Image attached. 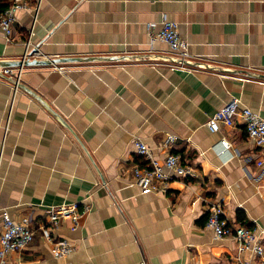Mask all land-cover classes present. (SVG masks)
<instances>
[{"label": "crops", "instance_id": "obj_1", "mask_svg": "<svg viewBox=\"0 0 264 264\" xmlns=\"http://www.w3.org/2000/svg\"><path fill=\"white\" fill-rule=\"evenodd\" d=\"M28 2L30 10L16 13L12 42L0 35V61L33 49L48 59L171 55L148 39L167 19L179 25L192 60L215 70L151 60L57 66L64 72L26 67L14 99L0 76V210L16 222L30 217L36 231L7 264H264V256L239 255L233 238L216 239L205 227L218 202L264 247V165L257 166L264 146L238 121L218 132L207 126L233 97L264 118V0ZM8 3L0 0V10ZM167 134L177 136L169 149ZM134 138L157 159L179 155L192 173L164 194H141L132 168L144 160ZM222 139L230 150L219 156ZM90 192L93 209L80 227L63 221L51 232L75 246L55 259L40 229L48 208ZM1 225L0 213V232Z\"/></svg>", "mask_w": 264, "mask_h": 264}, {"label": "built area", "instance_id": "obj_2", "mask_svg": "<svg viewBox=\"0 0 264 264\" xmlns=\"http://www.w3.org/2000/svg\"><path fill=\"white\" fill-rule=\"evenodd\" d=\"M8 5L0 11V35L6 42H12L13 25L16 22L18 11H27L31 7L28 0H8ZM39 8V3L35 7ZM149 44L160 41L168 45L172 56L181 60H192L189 53V43L181 36L179 25L171 20L163 19L161 28L158 32L152 29L148 31ZM27 49H29V42ZM151 46V45H150ZM28 50L23 59L28 58ZM38 58V52L32 54L31 58ZM180 68L186 65L173 64ZM25 67L4 68L2 73L10 76L14 96L19 91L20 82ZM60 72H64L63 67H56ZM198 69V68H197ZM13 99L11 106L13 105ZM243 125L245 132L255 145L259 148L264 146V118L250 108L243 106L238 98H231L226 104L218 109L208 120L207 126L210 132H218L221 126L233 127L236 122ZM177 136L167 134L164 140L166 149L176 142ZM132 143L138 156L143 158L141 165L132 168V176L140 193L147 195L150 193L167 192L169 184L176 180L185 179L192 173V167L183 164L181 157L174 153L167 154L160 160L153 156L152 151L147 145L138 138H134ZM219 156L225 155L230 150L227 140H220L214 147ZM203 153H201L202 155ZM264 165V157L257 161V166ZM94 192L88 193L82 200L50 206L48 208L47 222L40 226L42 238L50 245L52 255L55 259L63 258L74 250V245L66 239H55L51 232L63 221L71 223V230L75 231L80 227L81 220L86 217L93 209ZM1 213V232H0V264H7L8 256L13 252H21L34 239L35 229L31 224V218L24 216L18 222L14 221L6 209L0 210ZM205 227L212 230L216 239L231 237L237 244V252L241 255L244 252H251L258 257L264 256V247L260 236L256 230L235 224L228 220L222 204L212 202L207 211ZM141 264H144L142 262ZM241 264H250L247 261Z\"/></svg>", "mask_w": 264, "mask_h": 264}, {"label": "water", "instance_id": "obj_3", "mask_svg": "<svg viewBox=\"0 0 264 264\" xmlns=\"http://www.w3.org/2000/svg\"><path fill=\"white\" fill-rule=\"evenodd\" d=\"M38 52L37 49H33L30 51L28 58L20 59L16 61H0V76L11 83L13 80L10 76H6L2 73V69L4 68H18V67H50V66H60V65H77V64H92V63H108V62H124V61H143V60H151V61H160L165 63L172 64H182L186 66H191L195 68H203V69H212L215 70L214 67L207 65L202 62L193 61V60H181L172 55H114V56H85V57H60V58H35L32 57V54ZM221 71V70H220ZM225 71V70H224ZM20 88L22 86H19Z\"/></svg>", "mask_w": 264, "mask_h": 264}, {"label": "trees", "instance_id": "obj_4", "mask_svg": "<svg viewBox=\"0 0 264 264\" xmlns=\"http://www.w3.org/2000/svg\"><path fill=\"white\" fill-rule=\"evenodd\" d=\"M5 7H6V6H5ZM5 7H4V8H5ZM2 9H3V8H2ZM0 11H1V10H0Z\"/></svg>", "mask_w": 264, "mask_h": 264}, {"label": "bare ground", "instance_id": "obj_5", "mask_svg": "<svg viewBox=\"0 0 264 264\" xmlns=\"http://www.w3.org/2000/svg\"><path fill=\"white\" fill-rule=\"evenodd\" d=\"M5 81H7V80H5ZM10 83V82H9Z\"/></svg>", "mask_w": 264, "mask_h": 264}]
</instances>
